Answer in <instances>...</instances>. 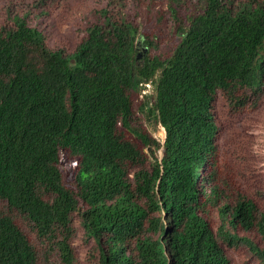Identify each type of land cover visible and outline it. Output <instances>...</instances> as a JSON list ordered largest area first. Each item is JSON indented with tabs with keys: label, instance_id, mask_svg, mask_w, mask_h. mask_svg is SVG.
Masks as SVG:
<instances>
[{
	"label": "trees",
	"instance_id": "obj_1",
	"mask_svg": "<svg viewBox=\"0 0 264 264\" xmlns=\"http://www.w3.org/2000/svg\"><path fill=\"white\" fill-rule=\"evenodd\" d=\"M263 97L264 0H0V264H264Z\"/></svg>",
	"mask_w": 264,
	"mask_h": 264
},
{
	"label": "rangeland",
	"instance_id": "obj_2",
	"mask_svg": "<svg viewBox=\"0 0 264 264\" xmlns=\"http://www.w3.org/2000/svg\"><path fill=\"white\" fill-rule=\"evenodd\" d=\"M151 20L150 21H144L145 26L153 27L156 23H158V19L155 16L154 13L150 14ZM162 21H160L161 23ZM60 34V36H65L66 41H69L71 43L74 42V33L72 31L71 25H66L65 27L61 28L60 31L57 32ZM168 37H166L167 39ZM138 54L140 55L139 61H142L143 58V49L138 50ZM142 63V62H139ZM155 89L152 85H143L140 98H143L144 100L149 101V108H144L143 111H141V115L143 117V121L145 125L148 127V129L152 132V134L158 138L161 141H164L165 138V131L162 127V124L159 122V120L156 117V114L154 112V102H155ZM140 105V103H139ZM140 107V106H139ZM250 132L252 134V149H253V156H254V163L255 166L258 169L259 177L261 179V182L264 186V97L261 98V109H260V116L258 118V121L254 123V126L250 129ZM159 156L163 154V150H158ZM79 246L82 249L83 255L86 251V246L82 243L81 240L78 241ZM228 250H230L237 259V264H246L247 259L243 258L244 250H234L233 248L227 247Z\"/></svg>",
	"mask_w": 264,
	"mask_h": 264
},
{
	"label": "water",
	"instance_id": "obj_3",
	"mask_svg": "<svg viewBox=\"0 0 264 264\" xmlns=\"http://www.w3.org/2000/svg\"><path fill=\"white\" fill-rule=\"evenodd\" d=\"M138 57H140V55H138ZM162 127L164 128V131H165V138H166V136H167V132H166V129H165V127L162 125ZM165 138H164V141H165Z\"/></svg>",
	"mask_w": 264,
	"mask_h": 264
}]
</instances>
